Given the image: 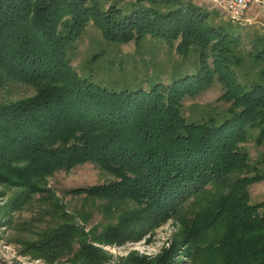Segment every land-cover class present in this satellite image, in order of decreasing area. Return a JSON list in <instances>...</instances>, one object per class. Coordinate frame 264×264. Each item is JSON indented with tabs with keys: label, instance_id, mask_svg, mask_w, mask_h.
I'll use <instances>...</instances> for the list:
<instances>
[{
	"label": "trees",
	"instance_id": "1",
	"mask_svg": "<svg viewBox=\"0 0 264 264\" xmlns=\"http://www.w3.org/2000/svg\"><path fill=\"white\" fill-rule=\"evenodd\" d=\"M203 8L193 0L106 8L98 0H0V89L35 90L0 102V183L19 188L20 206L48 191L49 175L86 162L115 178L66 190L95 204L103 222L86 231L85 211L62 215L31 245L37 258L100 264L96 244L140 239L182 214L184 241L204 264H264V200L251 202L249 193L264 179V154L252 160L245 145L264 143V38H254L248 61L237 27ZM90 21L113 43L164 40L182 59L193 57L191 70L180 61L168 84L147 74L109 88L72 64L73 43ZM214 77L224 86L217 101L228 107L187 120L184 97Z\"/></svg>",
	"mask_w": 264,
	"mask_h": 264
},
{
	"label": "rangeland",
	"instance_id": "2",
	"mask_svg": "<svg viewBox=\"0 0 264 264\" xmlns=\"http://www.w3.org/2000/svg\"><path fill=\"white\" fill-rule=\"evenodd\" d=\"M117 0H98L105 8ZM213 14L214 22H229L237 27L239 39L237 49L244 58L250 60L248 51L256 36L264 38V0H253L246 10L247 20L231 21L229 12L222 8L220 0H193ZM226 0H222L225 4ZM177 42V41H176ZM72 48V64L78 72L92 70L105 86L117 88L129 81H141L148 74L168 84L169 76L178 62H184L191 70L193 57L182 59V55L170 50L164 40L146 35L140 44L130 42L118 44L103 38L99 29L90 21ZM211 61V58L209 59ZM181 65V63H180ZM248 68V67H246ZM248 70V69H247ZM158 75H157V74ZM143 77V78H142ZM32 86L12 83L0 89V102L15 100L34 93ZM224 86L217 77L212 84L200 89L194 95L183 99V112L187 120H205L210 115H220L228 107L217 101ZM252 160L264 154V143H245ZM114 176L101 170L91 162L77 165L69 170H59L45 179L47 192L34 193L24 204L14 202L19 188L0 183V264H70L63 260L48 261L37 258L31 245L43 232L54 229L63 222L62 215H74L85 211L87 231L93 224L103 222L95 204H85L83 196L67 193L66 190L95 184L107 183ZM251 202L264 200V179L249 186ZM195 198L189 199V205ZM203 202L192 205L198 207ZM183 215L168 218L154 225L140 239L122 243L96 244L102 250L100 264H204L199 250L184 241Z\"/></svg>",
	"mask_w": 264,
	"mask_h": 264
},
{
	"label": "built area",
	"instance_id": "3",
	"mask_svg": "<svg viewBox=\"0 0 264 264\" xmlns=\"http://www.w3.org/2000/svg\"><path fill=\"white\" fill-rule=\"evenodd\" d=\"M220 1L222 8L230 13L228 18L231 21L247 20L245 13L253 0H226L225 4Z\"/></svg>",
	"mask_w": 264,
	"mask_h": 264
}]
</instances>
